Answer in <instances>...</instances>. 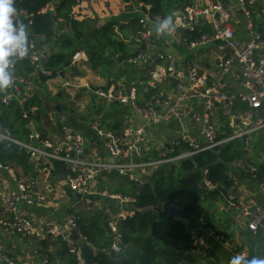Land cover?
<instances>
[{
    "label": "built area",
    "instance_id": "1",
    "mask_svg": "<svg viewBox=\"0 0 264 264\" xmlns=\"http://www.w3.org/2000/svg\"><path fill=\"white\" fill-rule=\"evenodd\" d=\"M54 1L51 0V2L42 7L38 14L49 13L55 16L56 5ZM257 1L237 0L241 12L247 19L246 27L250 34V40L242 45L237 43L235 30L231 23L233 7L224 6L220 0H204V4L201 6L186 7L185 16L175 18V24L169 30L164 31L168 35H174L178 28H185L190 35H193L191 40L186 41L191 47H195L198 43L216 41L230 53V60H235L238 63L241 85L247 90V92L239 94V100L247 103L249 109L236 115L243 129L233 136L219 140L211 121V113L219 102L228 100L227 109L229 112L232 109V102L229 101L223 92L212 91L207 86L206 76L200 73L197 67L189 65L185 74L181 69L177 68V63L172 54L163 53L156 48L149 25L151 23L159 25L163 21V17L158 14H150V6L149 4L146 5L145 0H135V4L128 0L127 3L133 4V11L136 12L140 27L139 37L143 48L128 57L125 63L129 68L137 66L142 68L143 72L140 80L149 89H155L158 84L174 81V93L171 100L159 105L163 106L164 110L158 113L157 110L159 111V108L154 109V103H157L156 100L148 99L142 105H139L135 91L132 92L130 90L129 93H126L123 89L118 88L93 89L70 81L68 78L72 74L64 76V73H62L63 77L59 74H53L56 69H48L43 66L46 52L39 49L38 46V43L43 44L42 40H39L38 36L30 34L29 25H31L32 15L17 11L16 18L26 26L28 35H30L28 54L23 59L27 60L31 71L28 74H24L22 72L21 59L10 58L12 59L10 71H12L13 80L10 87L0 89V106L7 109L15 107L18 110L20 120L24 121L26 134L21 135V131L19 136L7 134L1 129L0 125V139L13 143L23 150L27 154L29 162L34 163L45 179H49L51 176L54 165L61 166L65 172L66 185L78 194L79 201H86L91 196H100L126 205L124 210L108 215V228L113 237L109 249L116 254L120 253L122 249L120 238H118L119 225L121 221L135 216L134 205L136 198L126 197L121 194H111L100 189L95 190L92 183L98 177L116 172L126 177L129 182L135 184L138 188L143 185L144 177L148 174L152 175L163 167L167 169L183 159L235 139H242L244 144L247 145L250 135L264 129V119L257 118L253 120L254 115L264 105V56L259 60L255 58L256 51H264V38L255 29L252 22L253 6ZM206 18L209 20V29L202 31L199 28ZM53 77L60 78V90L64 93L63 98L73 101L77 111L84 112L89 109L86 98H79L82 92L77 89L79 86H85L87 91L84 93L89 92L92 101L96 104H102L107 107L113 104L130 106L134 114L142 120L141 125L123 124L117 131H110L101 130L100 123L97 120L89 122L95 138L97 141L100 140L102 142L101 147L107 153L109 160L107 156L104 158L99 157L100 154L96 148L87 149L86 138L82 131L75 128L70 121H63L65 119L64 116L59 119L60 121L58 120L59 136L52 138L43 136L36 127L35 117L37 116L38 108L32 106L30 100L34 93L33 87H37L43 78L52 79ZM193 99H201L203 101L202 112L199 115H193L188 118V130H197L204 137V141H199L194 134L185 132L178 120L180 116H189L190 101ZM171 104H173L172 107ZM55 115L48 118L49 121L52 118L59 117V115L54 117ZM169 120L178 121L180 131L173 136L169 148L165 147L166 139L155 155L147 156L145 151L149 149V143L154 140L153 134L149 130L161 122ZM77 122H82L79 117ZM143 147L145 151L142 150ZM110 159H113V161ZM0 171L8 173L20 193L19 199L23 200L27 205L45 201V193L31 192L8 167L0 164ZM206 185L210 187L207 183ZM259 189L264 194V181L259 183ZM53 190L48 185L44 187V191L52 192ZM227 200L231 203L229 198ZM15 202L16 200H12L4 206L3 211L8 213L10 217H0V229L33 241L35 249L33 255L25 256L24 260H19L20 262L23 264H35L34 257L40 255L38 252L43 250V242L60 237L69 253L76 258L77 264H83L80 245L86 243V238L81 234L77 224V217L74 214H69L63 220L50 223L41 228L26 211L18 210ZM248 215L249 222L247 227L252 233H255L258 225L264 219V213L259 208H255ZM72 231H76L78 234L76 241H72L69 238ZM187 235L190 247L189 252L191 253L199 245L201 237L205 235L222 244L233 257H242V264L243 261L249 258V251L246 248L243 249L231 240L225 239L223 235L208 226L201 218L197 219L196 227L187 230ZM0 259L7 261L8 264H13V261L9 260L3 253H0ZM259 260H264V254ZM39 264H49L47 257L43 255L39 259Z\"/></svg>",
    "mask_w": 264,
    "mask_h": 264
},
{
    "label": "crops",
    "instance_id": "2",
    "mask_svg": "<svg viewBox=\"0 0 264 264\" xmlns=\"http://www.w3.org/2000/svg\"><path fill=\"white\" fill-rule=\"evenodd\" d=\"M127 1L128 0H76L75 4L71 6L69 18L71 21L83 25L82 27L84 28L79 37L74 36L72 28L68 25L66 19L59 18L57 20L54 32L57 33L56 29L59 26H63L65 31L57 38L72 42L69 49L62 50L65 60L68 63L64 69L69 70L70 67L72 68V75L68 79L75 84H83L89 88H118L123 89L126 93H129L130 90L132 92L135 91L139 105H142L148 99L152 101L156 100L157 103H154V109L159 108L157 112L160 113L164 110V107L159 105H163L166 101L171 100L175 83L174 81H169L158 84L155 89H149L140 80L143 72L142 68L139 66L129 68L126 65L125 60L143 48L139 37L140 27L138 25L136 12L129 9L128 5L130 4L127 3ZM220 1L226 7H233L231 23L235 30L237 43L242 45L248 42L250 40V34L246 27L247 19L241 12L237 0ZM131 2L135 4V0H131ZM203 4L204 0H163L162 14L159 13L158 15H161L163 20L171 16L173 21L172 25H174L176 22L175 18H182L185 16L186 7L195 5L201 6ZM85 19L87 20L84 21ZM111 20L112 24L110 27H112V29L110 32L115 33L120 29V39L116 40L110 37L106 46H100V41L103 37H106L105 29L108 21ZM252 22L254 23L255 29L264 38V0H258L253 6ZM208 24L209 20L206 18L199 29L207 31L209 29ZM158 26L157 23H151L149 25L153 33V40L157 46L156 48L163 53L172 54L177 63V68L181 69L185 74L187 73L186 68L189 65L197 67L199 72L206 76L207 86L212 91L223 92L229 101L232 102L231 112L227 109L228 100H226L224 102H219L211 113V121L216 131L217 138L222 135L224 137L221 139H226L241 131L243 127L236 115L246 112L249 107L247 103L239 100V94L247 92V90L241 85L238 63L235 60H230V53L223 49L221 44L216 41L198 43L195 47H191L186 41L191 40L193 35H190L185 28H178L174 35H168L165 32L158 33ZM90 28L93 29L92 32L96 31V38L91 36V32H89L94 46L96 49L99 48V51L96 50V53L93 51L88 53V51L84 49L83 42L77 41L82 39L83 31L85 29L90 30ZM79 30H81L80 26ZM78 44H81V46H78ZM46 45L47 44L43 45L42 50L46 52L47 57L49 54L54 53L55 49L52 47L53 50L51 49L52 51L49 52ZM117 55H120L121 62L115 59ZM263 56V50L256 51L255 58L257 60L261 59ZM90 62L93 64L92 70L87 68V64ZM104 64H107L109 68L116 69L115 73L121 72L122 65L124 64L129 68V71L118 77L115 73L110 74V72L104 70ZM58 82H60V78L53 77L52 79H47L45 82H39L37 87H33V92L38 94L39 100L42 102L41 106H46L48 101H53V99L58 103L68 102L67 99L63 98L60 90H53V88H58ZM82 93L84 94V92ZM48 94L53 98H47ZM86 100L89 105L90 100L87 98ZM201 101V99H193L190 101L189 115L201 114L203 105ZM96 105L103 107L107 112L110 111L112 106L107 107L98 103ZM114 105L123 108L124 114L122 117L104 120L100 118L97 112L92 111L91 108L84 112L78 111L75 115L76 117L85 119L86 122L82 121L78 123L74 116L76 124L74 127L80 129L84 134L87 149L96 148L100 154L99 157H101L105 151L102 147H99L100 143L96 140L90 128V121L97 120L100 123L101 130L110 131H117L123 124L138 126L142 123V120L134 114L130 106ZM60 106L62 107V105ZM63 108L64 107H62V109ZM65 111L70 113V116L67 118L65 115H60L55 118L56 121L54 123L49 122V119L47 120L46 118L55 115V111H52V114L46 117L43 108H38L39 115L37 118H40V121H36L37 130L40 131L39 128L45 129L46 131L44 132H46V134H41L48 138L59 136L58 123L60 120L58 121V119L63 116L65 118L63 121H71V119H73V112L69 110ZM10 113L11 111L7 110L6 117L10 124L14 125L15 129L18 122L12 118L13 114ZM54 117H56V115ZM257 118L264 119V105L258 110L257 114L254 115L253 120ZM48 125L54 126V128L58 130V133L52 135L50 132L53 131L47 128ZM149 131L153 134L154 141L151 144L149 143L150 146L147 151L144 150V147L142 150L145 151L147 156H153L158 152L160 145L169 135L175 136L180 131V124L176 120H169L167 122H161ZM187 133L194 134L199 141H204V137L197 130H188ZM233 142L237 144L235 147L237 153L240 151L237 158H235L233 162L228 163L227 175L229 178L233 179V186L226 190V197H218L214 200L205 196L201 205L200 214L204 215L207 218L209 226L223 235L225 239L231 240L243 249H247V245L241 237L240 230H246V239L253 243V247L264 239V235H262V231L264 233V226L262 225L264 219L258 225V229L255 233H252L247 227L249 212L253 211L255 208H259L264 213V194L259 189V183L264 181V129L258 130L250 135L247 145L244 144L242 139H235L221 146ZM103 156H107L109 160L107 153ZM110 160L113 161V159ZM53 167L49 179H45L41 171H39L32 162H29V164L27 163L26 168H20L19 166H14L12 168L17 178H19L31 192L45 193L46 199L44 202L32 205H27L23 200L19 199L20 193L15 182L12 181L7 172L0 171V217H10V215L3 212L1 208L10 201L16 200L15 205L17 209L26 211L35 223L43 228L50 223L63 220L69 214H75L77 219L80 220L81 218L77 215L79 211L88 209L97 204L99 206L98 210H101L105 216V222L103 226H100L98 221L96 222L98 226L105 227L104 235L106 240L113 238L108 228V215L124 210L126 205L100 196H91L86 201H79L78 194L66 185L64 169L59 165H54ZM119 177V180L115 179L109 182V185L116 191L115 194H123L135 198L137 194L136 185L129 182L126 177L121 175ZM103 178L104 176L97 178L94 183H92L95 190L100 189L104 191L103 186L105 184H98V181ZM46 185L52 187L54 190L52 192L44 191ZM210 188L211 187L208 189L207 187L208 190H210ZM228 198L231 200V203L228 202ZM170 217L181 223L179 217L169 215L165 211V207H161V210L154 211L151 214V219H155V222L152 221V227L156 233L155 237L159 238L158 243L164 238L166 242L163 246L173 249V246L169 244V239L164 237V233L167 231V224L171 219ZM184 218L188 221V224L184 225L187 230L197 226V216L186 215ZM92 219L93 218H90L91 221H94V219ZM150 232L152 233L153 231ZM118 238H120L121 249H123L126 245L122 242L120 229ZM19 240L33 245L31 239L18 237L0 229V253L5 254L9 260L13 261V264H23L19 261L20 259L24 260L25 256L29 254L31 256L33 255V253H30L18 244ZM99 240L100 242L98 243H101L104 239ZM60 241H62L60 237H56L43 242V244L46 243V249L44 248L43 251L49 258V264H70V257L63 252L62 243ZM91 248L96 252L93 247ZM134 251L136 252V250ZM188 253L192 257V262L184 256L181 257L180 262L178 261L179 264H230L233 258L227 248L205 235L201 237V241L194 251L191 253L188 250ZM248 253L249 257L252 258L253 251L249 250ZM34 258L35 264H39L40 255ZM0 264H8V262L0 259Z\"/></svg>",
    "mask_w": 264,
    "mask_h": 264
},
{
    "label": "trees",
    "instance_id": "3",
    "mask_svg": "<svg viewBox=\"0 0 264 264\" xmlns=\"http://www.w3.org/2000/svg\"><path fill=\"white\" fill-rule=\"evenodd\" d=\"M49 2L51 0H15L14 6L17 11L32 15L31 25H29L31 35L38 36L43 43L50 42L53 44L55 52L47 57L45 56L44 65L47 68L61 69L68 65L62 50L69 49L72 42L55 38V23L59 18L66 19L76 37L80 36L84 27L69 18L71 6L75 4L76 0H55L56 17L49 13L38 14V11ZM145 2L146 5L149 4L150 6V14H162L163 0H145ZM79 26L81 30H79ZM29 40L30 35H28ZM38 46H40V43H38ZM21 62L22 72L24 74L30 73L31 69L27 60L21 59ZM46 80L47 78H43L42 82ZM30 104L40 108L42 102H40L39 97L34 96L31 98ZM0 109L4 110L1 106ZM11 109L8 108L11 111L10 114H13L12 118L18 122V125L14 129V125L10 124L7 117L2 115L3 113H0L1 129L7 134L19 136L21 131V135H25L24 121L20 120L18 110L15 107H11ZM37 116L35 117L36 121H40ZM3 119L7 123V129L4 127ZM222 137L224 136L221 135L218 139L220 140ZM236 145V142H233L202 151L171 165L167 169H161L152 175L145 176L143 185L136 190L135 216L121 221L119 225L122 242L127 246L123 247L120 253L116 254L109 249L112 238L105 239V227L98 226L96 220L91 221L89 219V222L85 223L83 219H77V224L81 234L86 238V243L96 251L95 264H179L177 254L180 257L185 256L192 262V257L188 253L189 240L186 227L170 217L164 237L169 239V244L173 246V249L166 248L161 242L158 243L159 238L155 237L156 233L152 227L151 219V214L154 211L145 210L147 207H155L158 204L161 207L173 205L183 215L197 216L209 226L207 218L200 214L203 198L207 196L215 200L218 197L227 196L226 190L233 186V179L227 175L228 163L233 162L240 153V151L237 153V150H235ZM27 159V154L17 145L0 139V164L2 166H6L14 172L12 169L14 166L26 168ZM206 183L211 187L210 190H208L209 187ZM151 228L153 232L149 234ZM138 233L141 236H138ZM99 239L104 240L98 243L100 242ZM60 242L62 243L63 252L70 257V264H77L76 258L69 253L65 243ZM45 245L46 243L42 244L43 249H46ZM38 253L43 255L44 251L40 250Z\"/></svg>",
    "mask_w": 264,
    "mask_h": 264
},
{
    "label": "rangeland",
    "instance_id": "4",
    "mask_svg": "<svg viewBox=\"0 0 264 264\" xmlns=\"http://www.w3.org/2000/svg\"><path fill=\"white\" fill-rule=\"evenodd\" d=\"M128 7H129V9L130 10H133V4H130V5H128ZM87 19H85L84 21H86ZM112 24V20L111 21H108V24H107V27H106V29H105V33H106V37H103L102 38V40L100 41V43H99V45L100 46H106L107 45V42H108V40L110 39V37H112L113 39H116V40H119L120 39V34H119V31H120V29L119 30H117L118 32H115V33H113V32H110L111 31V29H112V27H110V25ZM57 27V26H56ZM88 29V28H87ZM87 29H85L84 31H83V34H82V39H80V40H77V41H79V42H83V46H84V49L86 50V51H88V53L89 52H94V53H96V50L97 51H99L98 49L99 48H97L96 49V47L94 46V42H93V40H91V37H90V33L89 32H91V36H94V38H96L95 36V34H96V31L95 32H92V28H90V30H87ZM56 32L57 33H54V36H55V38H57L60 34H62V33H64L65 31H64V27L63 26H59V27H57V29H56ZM122 34H123V32H122ZM121 34V35H122ZM110 35H112V36H110ZM84 36H85V39H84ZM60 37V36H59ZM127 37V36H126ZM84 43H85V45H84ZM46 47H47V50L49 51V52H51L53 49H52V47H53V44L52 43H50V42H46ZM41 45V44H40ZM98 45V46H99ZM78 46H81V44H78ZM52 49V50H51ZM67 52V51H66ZM65 52V53H66ZM91 63V64H90ZM90 63H88L87 64V68H89L90 70H92L93 69V64H92V62H90ZM95 65V64H94ZM105 65V69L104 70H106L107 72H110V74H114L115 72H116V69H113V68H109L108 66H107V64H104ZM122 71L121 72H117V73H115V75H117L118 77H120L121 75H123V74H125V73H127L128 71H129V68L124 64V65H122ZM90 72H92V71H90ZM38 88H40V87H38ZM94 89V88H93ZM53 90H55V91H59V89L58 88H53ZM84 98H87V99H89L90 100V104H89V106H88V108L90 109H92V111H94V112H97L99 115H100V118L101 119H108V118H110V119H115V118H117V117H122L123 116V114H124V110H123V108L122 107H120V106H118V105H112L111 106V108H110V111L109 112H107V111H105L104 110V108L103 107H101V106H99V105H96V103H94L93 101H92V98H91V94L88 92V93H82L81 94ZM53 96V95H52ZM47 98H51L50 97V94H48L47 95ZM53 98V97H52ZM51 98V99H52ZM51 99H49V100H51ZM62 99V98H61ZM50 103H57L58 105H62V107H64V109L65 110H69V111H72L73 112V119H71V124L73 125V126H75L76 124H75V121H74V116L77 114V109H76V107H75V105H74V103L73 102H71V101H68L67 103L66 102H61V103H58L55 99H53V101H48V103L46 104V106H41L42 108H43V112L46 114V117L49 115V114H52V110L50 109V108H48L49 107V105H50ZM6 112H7V108H3ZM4 110H2V109H0V113H3V116L4 117H6V112L4 111ZM44 118H46L45 116H43ZM51 116H49V117H47L46 119L48 120V118H50ZM75 119L77 120L78 119V117H76L75 116ZM59 120V119H58ZM79 120L80 121H83V122H86L85 121V119H83V118H80L79 117ZM46 121V120H45ZM55 118H52V120H50L49 122H54L55 123ZM40 127H42V126H40ZM48 129H50V131H53V132H50L52 135H56L57 133H58V130L57 129H55L54 128V126H52V125H48V127H47ZM39 130H40V132L41 133H43L44 135L46 134V132H44V131H46L45 129H40L39 128ZM94 134V133H93ZM94 136H95V134H94ZM97 140V139H96ZM99 141V143H100V147H101V145H102V142L100 141V140H98ZM154 141V140H153ZM152 141V142H153ZM151 142V143H152ZM150 143V144H151ZM105 154V153H104ZM104 154H102V158H104L105 156H103ZM162 169H165L164 167L162 168ZM104 176V178L103 179H100L99 181H98V184H105L104 186H103V189H104V191H107L108 193H111V194H115L116 193V191H114V188L111 186V185H109V182H110V180H115V179H117V180H119L120 179V175H118L116 172H112V173H109V174H104L103 175ZM100 177H102V176H100ZM100 177H98V178H100ZM123 195V194H122ZM124 196H126V197H130V196H127V195H124ZM111 200V199H110ZM98 205L97 204H95L94 206H91V207H89L88 209H83V210H81V211H79L78 213H77V215L81 218V219H83L84 220V222L86 223V222H89V219L90 218H93L94 220H96V221H98L99 222V224H100V226H103V223L105 222V216H104V214L102 213V211L100 210H98ZM176 209H177V211H175V212H178V208L177 207H175ZM75 215V214H74ZM76 216V215H75ZM169 217V216H168ZM164 218V217H163ZM155 219L153 218V220L152 221H154ZM152 229V228H151ZM150 231H153V229L152 230H150ZM149 234H151V232L149 233ZM138 236H141V234L140 233H138L137 234ZM110 239V238H109ZM108 239V240H109ZM160 242L162 243V244H165V242H166V240L164 239V238H162L161 240H160Z\"/></svg>",
    "mask_w": 264,
    "mask_h": 264
},
{
    "label": "clouds",
    "instance_id": "5",
    "mask_svg": "<svg viewBox=\"0 0 264 264\" xmlns=\"http://www.w3.org/2000/svg\"><path fill=\"white\" fill-rule=\"evenodd\" d=\"M15 0H0V89H7L13 80L10 66L12 59H23L28 54V32L26 26L17 17ZM172 17L165 18L157 27L158 33L169 30ZM243 258L233 257L230 264H242ZM243 264H264V260L253 259Z\"/></svg>",
    "mask_w": 264,
    "mask_h": 264
},
{
    "label": "water",
    "instance_id": "6",
    "mask_svg": "<svg viewBox=\"0 0 264 264\" xmlns=\"http://www.w3.org/2000/svg\"><path fill=\"white\" fill-rule=\"evenodd\" d=\"M115 59L118 62H121L120 55H117V57ZM78 90H80L82 92H86L87 91V87H82V88H80ZM201 104H203V101H201ZM172 106H173V104H171V107ZM49 108L52 111H55L56 115H59V116L60 115H65V117H67V118L70 116V113H68L64 109H62V107L60 105H58L57 103H50ZM192 116L193 115H189L188 117L180 116L179 119H178L179 122L182 124L183 128L185 129L184 130L185 132L188 131V118H191ZM3 124H4L5 129H7V123H6V121L4 119H3ZM172 140H173V136L169 135L168 138H167L166 144H165L166 148H169ZM204 187H206V185H204ZM165 209L173 217H179V220L181 221V223L183 225H187L188 224L187 219L184 218L186 215H183L182 212H179V211L175 212V211H177V209L173 205H168L167 207H165ZM151 210L159 211V210H161V205L158 204L155 207H147L145 211H151ZM262 225L264 226V221H263ZM245 233H246V230H244V229L240 230L241 237L245 241L248 251L249 250L253 251L252 258H250L248 260L249 261H251L253 259L259 260L264 254V239L261 240L258 245L253 247V243L250 242V241H247ZM262 235H264L263 231H262ZM69 238L72 241H76L78 239L77 232L76 231H72ZM18 244L20 246H22L24 249H26L27 251H29L30 253H33L35 251L33 245H29V244H27V243H25L23 241H20V240L18 241ZM80 251H81V259H82L83 264H95L96 252H94L92 250V248L88 244L82 243L80 245ZM177 259L180 262L181 257H180L179 254H177Z\"/></svg>",
    "mask_w": 264,
    "mask_h": 264
},
{
    "label": "bare ground",
    "instance_id": "7",
    "mask_svg": "<svg viewBox=\"0 0 264 264\" xmlns=\"http://www.w3.org/2000/svg\"><path fill=\"white\" fill-rule=\"evenodd\" d=\"M46 43L44 42L42 45H40L39 46V49H42L43 48V45H45ZM44 51V50H43ZM14 59H17V58H14ZM43 66H45L44 65V63H43ZM46 67V66H45ZM47 68V67H46ZM48 69H50V68H48ZM56 70H58V71H56ZM56 70H54L53 71V74H59V75H61V77H63V75H62V73H64V76H70V74H72V68L70 67L69 68V70L67 69H64V68H61V69H56ZM69 72V73H68ZM34 84V83H33ZM58 88H59V90H60V82H58ZM79 87H84V86H79ZM77 88V89H80V88ZM60 93H62V95L64 96V93L63 92H61V90H60ZM39 97L38 96V94L37 93H33V96L32 97ZM83 96H79V98H82ZM68 101H71V100H69V99H67ZM71 102H73V101H71ZM74 103V102H73ZM74 105H75V103H74ZM27 163L29 164V160L27 159ZM13 181V180H12ZM3 209H4V206L1 208V210L3 211ZM165 211H166V209H165ZM4 212V211H3ZM262 222V221H261ZM50 240V239H49ZM33 246H34V244H33ZM43 247V246H42ZM44 256H46L47 257V259H48V261H49V258H48V256L46 255V254H43ZM43 255L42 254H40V257H43ZM251 257H249L248 259H250ZM246 260V261H249V260Z\"/></svg>",
    "mask_w": 264,
    "mask_h": 264
}]
</instances>
